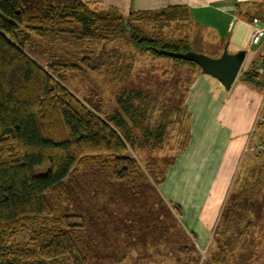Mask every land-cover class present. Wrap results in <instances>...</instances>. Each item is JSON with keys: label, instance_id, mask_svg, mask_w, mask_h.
<instances>
[{"label": "trees", "instance_id": "obj_1", "mask_svg": "<svg viewBox=\"0 0 264 264\" xmlns=\"http://www.w3.org/2000/svg\"><path fill=\"white\" fill-rule=\"evenodd\" d=\"M33 4L36 9L24 7L20 0H0V264H89L82 234L85 218L66 206L70 189L101 218L96 200L90 202L96 197L94 187L100 191L115 180L140 196L142 187L160 184L174 159L149 162L147 173L130 148L139 146L142 138L162 145L174 137L179 154L187 144L190 112L186 106L160 105L158 98L127 89L119 92L117 108L99 113L66 86L61 69H79L73 65L76 62L59 60L47 70L28 53L26 42L36 37L95 47L102 43L90 64L98 61L94 68L109 65L111 71L118 54H105L104 46L125 35L142 53L161 56L159 49L190 50V41L182 34L162 37L159 30L174 21L190 20L191 13L181 4L132 9L128 14L115 6L106 10L90 0H36ZM237 12L242 13L239 6ZM241 16L250 21L255 17L250 12ZM140 23H154L158 32L146 33ZM176 59L201 71L195 62ZM240 79L264 86L254 66L242 71ZM175 130V136L171 135ZM89 169L96 171L99 180H92L94 187L79 177L81 172L89 177ZM261 178L237 175L214 232L217 246L201 264H228L232 246L254 225L252 194ZM169 204L182 216L181 206ZM115 217L109 213V228ZM177 249L191 254L193 247Z\"/></svg>", "mask_w": 264, "mask_h": 264}, {"label": "rangeland", "instance_id": "obj_2", "mask_svg": "<svg viewBox=\"0 0 264 264\" xmlns=\"http://www.w3.org/2000/svg\"><path fill=\"white\" fill-rule=\"evenodd\" d=\"M20 1L24 7L29 5L36 9L37 5L33 4V1L36 0ZM91 1L98 3L106 10L109 9V7H104L100 1ZM102 2L104 3L105 0ZM117 3L122 6L117 8L121 13L128 14L133 9L130 7L129 11L126 10L125 0H119ZM111 6L117 7L114 4ZM190 25V22L185 25V23L181 24L174 21L164 29L159 30V34L162 37H167V35L171 36L172 32L177 31L175 33L177 36L182 34L190 41L191 48L197 49L202 46V44H198L199 40H193V35L198 30L195 26L193 28ZM138 26L145 29L146 33L147 31L158 32L154 23H140ZM197 33L200 35V32ZM96 45L97 47L82 45L73 40L54 42L33 37L31 41L26 42L25 49L47 70H50V64L59 60L68 61L69 64L76 62L73 65L79 66V69H66V71L61 69L66 86L90 109L99 113L109 114V110L113 111L117 108L116 100L119 92L127 89L140 90L158 98L160 105L186 106L189 111L187 101L190 85L194 77L200 72L196 65L178 61L176 58L164 54L160 56L142 53L135 48L130 37L125 35L104 46L105 54L111 53L109 51H113V53L116 51L118 54V56L116 55L118 58L116 59V67L109 71V65L94 68L93 65L99 62L94 61L90 64V60L94 59L102 50H99L102 43ZM91 50L93 51L91 52ZM86 56L90 57L87 59ZM107 57L109 58V56ZM117 78L120 80L118 81ZM190 121L191 114L187 119L188 137H185L187 144L184 150L190 140ZM176 125L173 126L176 127ZM175 134L176 130L171 135L175 136ZM173 140L174 137L172 141L171 138H168L160 145L154 140L147 141L142 138L139 146L130 148V154L138 160L142 168L148 173L149 162H158L162 159H174L173 162H175V156L179 150L175 146L177 142ZM251 152H253L252 149ZM167 170L168 168L165 171L166 176ZM88 171L89 177L81 172L80 180H84L94 187L92 180H95L96 183L99 182L96 177L97 173L94 169ZM112 181L110 182L112 186L107 183L105 188L99 189L100 191L94 187L96 194L94 196L96 197L90 202L96 200L99 211H102L101 218H97L96 212L91 211L89 203H86L85 199L72 189H70L67 198L66 206L69 207V210H77L85 218L86 225L82 227L84 228L82 234L84 233L83 239L89 254V264H201L217 246L215 234L213 235V241H215L203 249L198 248L193 234H189L192 244L185 238L182 216L177 215L175 209L169 204L176 202L164 198L159 191V184L142 187L140 196H137L124 183ZM263 183L261 182V184ZM252 195L255 203L251 209L254 225L241 241L232 246V253L228 254V264H264V186L261 188V185L255 184ZM163 200L166 201L167 205L164 204ZM72 201L75 206L72 205L70 208ZM109 213L117 216L110 228ZM181 245H192L191 254L180 253L177 246ZM119 256L123 257L118 259Z\"/></svg>", "mask_w": 264, "mask_h": 264}, {"label": "crops", "instance_id": "obj_3", "mask_svg": "<svg viewBox=\"0 0 264 264\" xmlns=\"http://www.w3.org/2000/svg\"><path fill=\"white\" fill-rule=\"evenodd\" d=\"M97 1L104 7H122L119 0ZM173 4L189 8L191 19L181 23L190 22L200 32L201 36L195 32L193 40L202 46L192 50L216 57L225 46L233 53L244 49L241 72L256 68L264 56V0H125L126 10L132 7L136 11ZM248 12L256 21L241 16ZM254 29L258 33L253 40ZM240 74L230 89L202 70L194 77L187 101L189 144L175 156L166 179L159 184L164 198L181 206L183 226L195 236L199 249L211 245L237 175H258L262 177L259 185L264 186V155L250 150L264 136V86L245 83Z\"/></svg>", "mask_w": 264, "mask_h": 264}, {"label": "water", "instance_id": "obj_4", "mask_svg": "<svg viewBox=\"0 0 264 264\" xmlns=\"http://www.w3.org/2000/svg\"><path fill=\"white\" fill-rule=\"evenodd\" d=\"M162 54L186 61L195 62L203 73L217 78L227 89H230L239 76L247 51L242 49L230 52L225 46L221 55L211 56L204 52L188 50L186 52L159 49Z\"/></svg>", "mask_w": 264, "mask_h": 264}, {"label": "built area", "instance_id": "obj_5", "mask_svg": "<svg viewBox=\"0 0 264 264\" xmlns=\"http://www.w3.org/2000/svg\"><path fill=\"white\" fill-rule=\"evenodd\" d=\"M257 33H258V29H254L251 35L253 40L256 38ZM256 71L258 72L260 78L264 77V56L259 61V63L256 65ZM251 149L253 153H259V154L263 153L264 154V137L259 139L252 147H250V150Z\"/></svg>", "mask_w": 264, "mask_h": 264}]
</instances>
